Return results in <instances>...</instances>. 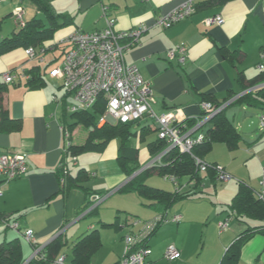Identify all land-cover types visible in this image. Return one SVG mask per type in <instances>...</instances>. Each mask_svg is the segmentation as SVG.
<instances>
[{
    "label": "crops",
    "instance_id": "crops-1",
    "mask_svg": "<svg viewBox=\"0 0 264 264\" xmlns=\"http://www.w3.org/2000/svg\"><path fill=\"white\" fill-rule=\"evenodd\" d=\"M4 1L0 0V3ZM61 1H66L65 6L58 10L51 0L49 4L56 14L61 15L58 23H64L65 26L58 28L51 39L40 46H29L36 53L34 59L26 56L25 49L28 47L0 54V153L19 151L26 155L28 165L26 174L16 180L5 182L0 176V243L18 238L23 264H27L32 247L9 227L10 223H17L19 231L32 230L39 245H46L61 236L70 246L92 230H97L101 245L92 259H95L106 241L110 242L112 249L105 252V261L110 257L109 264H117L124 254L123 238L128 233L142 230L145 224L154 222L162 214L153 201L136 192H117L138 172L127 176L119 165L118 140L110 141L100 152H86L96 156H84L83 161H79L77 156L73 161L70 153L63 152L62 107L64 105L66 113L69 112L66 103L69 94L56 91L63 88L62 83L51 78L49 72L61 65L68 49L66 40L76 28L84 32L100 30L106 25L105 18H109L114 20L113 28L117 31L145 27L138 42L124 53L123 60L128 66H136L143 80L151 83V107L155 114L173 112L177 122L185 126L188 121L196 122L202 116V95H208L216 102L231 97L224 103L223 110L225 117L240 134L238 146L230 151L222 143L213 144L211 151L201 160L221 166L232 178L221 182L219 190L216 189L219 181L207 171H199L201 182L196 189L193 188L194 181L186 177L172 182L180 193H192L194 190L197 193L177 202L179 206H172L166 212L165 216L169 213L171 217L173 213L180 216L176 227L179 238L177 241L169 240L165 237L167 228L158 230V225L146 240V245L151 249L147 264H194L191 259L196 256L203 260L202 264H220L244 229L240 225H244V222L256 224L246 219H228L227 205L237 193L240 183L255 191L259 190L264 168V130L256 126V119L260 120L264 111L235 101L242 94L238 75L244 76L243 84L247 86L260 73L259 64L264 70V0H198L192 16L168 29L156 26V17L167 14L184 0ZM1 10L6 12V17L11 18L12 29H1L4 19L0 17V41L17 34L21 29L12 18L10 6ZM216 15L224 19L223 24L206 27L204 20ZM35 16L44 21V16L37 9ZM45 25L48 26L47 22ZM14 26L19 29L16 30ZM181 45L187 50L185 62L179 64L176 59L167 60L166 52ZM220 50L230 53L231 59L224 58ZM54 52H57L56 55ZM59 58L61 62L50 67ZM47 71L50 81L44 75ZM5 72H23L25 76H19L14 83L7 84L2 80ZM32 73L40 76L44 83L42 87L28 84ZM54 96L62 98L61 104L52 101ZM2 116L6 118L3 121ZM211 125L207 122L202 124L193 135H205ZM132 131L136 133L132 145L138 150V164L142 166L150 159L148 144L158 140L157 126L152 119L143 117L132 126ZM83 142H79V145ZM216 145L223 146L216 147L218 154L213 152ZM79 164L80 168L71 170L70 165ZM80 170L82 172L78 174ZM77 176L79 178L74 182L72 179ZM90 176L96 178L92 183L89 181ZM233 178H237L235 182H232ZM97 179L103 181V187L95 186ZM146 180L144 183L152 187ZM205 181L213 186V195L205 193L208 188ZM175 189L164 191L173 192ZM104 190L110 191L105 193ZM89 193L115 194V197L103 203L100 210L104 211V215L99 214V205L92 214L83 215ZM92 215H100V219L96 222L82 221ZM225 220L228 221V227L221 229L219 224ZM231 220H235L237 225L233 226ZM199 227L205 236L202 238L200 235L195 242ZM171 244L179 250L180 256L168 262L163 254ZM68 246L62 252H69ZM28 250L30 255L25 259ZM263 254L264 235L256 233L242 245L238 263L252 264L253 258L257 257L255 264H259ZM263 261L261 264H264Z\"/></svg>",
    "mask_w": 264,
    "mask_h": 264
},
{
    "label": "built area",
    "instance_id": "built-area-1",
    "mask_svg": "<svg viewBox=\"0 0 264 264\" xmlns=\"http://www.w3.org/2000/svg\"><path fill=\"white\" fill-rule=\"evenodd\" d=\"M198 0H184L179 6L162 14L155 19V25L164 29L179 23L196 11V2ZM24 10L16 6L12 11V18L20 28L25 26L23 18ZM224 19L220 15L208 17L204 20L206 27L211 25H221ZM105 27L92 32H84L81 29H75L67 38L68 49L65 51L63 61L57 68L49 72V76L58 79L62 87L66 89V94L72 97L75 104L67 106L71 113L90 110L97 102L100 96L105 99V112L99 118L98 126L104 124L129 123L148 117L153 120L157 126V137L165 141L166 148L159 155L150 159L141 170L160 166L162 156L170 149H177L180 153L190 154L196 144L204 140L202 133L194 132L206 123L212 116L221 111L224 107L215 106L207 101L200 102L202 116L195 120L194 124L185 128L176 120L173 112L155 114L152 110L153 90L150 82L143 80L136 66H128L124 63L123 55L138 42L139 37L145 32V27L130 29L126 31H117L114 27V20L105 18ZM186 47L177 46L166 52L167 60L176 59L179 64H183L187 55ZM25 54L29 59H34L36 53L32 47L25 49ZM261 71L263 66L259 64ZM21 74L5 72L2 74V80L11 84ZM259 84L252 90L263 87ZM62 98L52 97V101L61 104ZM260 124L264 127V113L260 117ZM62 134H64V149L71 146V133L61 125ZM196 133V132H195ZM73 161L75 157H71ZM194 164L200 172H206L209 168H214L216 172L215 179L219 182H227L232 177L221 166H210L203 160L194 157ZM28 165L26 155L16 152L0 153V176L5 182L16 180L26 174ZM165 179L176 183L172 175L164 176ZM260 195H264V168L260 177ZM1 195V190H0ZM107 196V194L93 195L90 200L92 204L87 208L83 215L94 209ZM180 216L174 215L170 218L159 216L154 222L147 223L139 233H128L124 238V254L117 264H147L146 259L151 255L150 248L146 245L147 238L157 228L158 225L167 222L179 223ZM220 228L228 227V221L221 222ZM9 227L17 231L32 247V258H42V249L45 245L36 243L35 234L30 229L19 231L17 223H10ZM63 231L59 232L60 234ZM58 233V235H59ZM164 259L168 262L179 258L180 252L174 245H169L164 251ZM50 264H69L67 255L59 253Z\"/></svg>",
    "mask_w": 264,
    "mask_h": 264
},
{
    "label": "trees",
    "instance_id": "trees-1",
    "mask_svg": "<svg viewBox=\"0 0 264 264\" xmlns=\"http://www.w3.org/2000/svg\"><path fill=\"white\" fill-rule=\"evenodd\" d=\"M31 2L35 5L37 11L44 16V21L37 19L35 16L30 21L25 22V26L21 28L17 34L2 39L0 41V54L16 48H27L35 45L40 46L43 42L51 39L53 33L58 28L65 26L64 23H58V19L61 15L56 14L52 10L49 0H31ZM45 22H47L48 26L45 25ZM220 53L224 58H230V53L227 51L220 50ZM244 80V76L239 74L238 82L241 84L242 94L238 96L235 101L239 104L256 106L264 111V86L252 90L253 87L262 83L264 84V70H261L247 86L243 84ZM28 84L35 87H42L44 85L40 76L35 73H32V77ZM230 98L216 102L212 97L202 95L201 100L210 102L218 107L222 106ZM105 105V99L103 96H100L96 104L90 110L71 113L70 116L73 119L71 123L67 122V113L63 105L62 126L69 132H72L77 126H81L88 131L83 144L74 145L71 143L70 148H63V152L66 154L70 153L71 157H75L76 159V156L86 152H100L110 141L118 140L117 161L127 176H131L150 159L164 151L167 145L165 141L159 138L155 142L148 144L150 159L142 166H139L137 159L138 150L132 145V139L136 136V133L132 131V126L137 124L139 120L129 123H116L113 125L104 124L98 126L99 118L105 112ZM1 118L2 121L6 119L3 116ZM193 123L194 120H190L184 127L189 128ZM207 123H211L212 125L206 131L204 140L200 144H196L192 148L190 154L180 153L175 148L170 149L162 156L160 166L143 170L130 179L125 185L117 189V192H136L141 197L153 201L162 210L161 216L166 215V212L175 203L196 195L197 193H195V190L192 193L186 194L180 193L178 189H175L173 192H167L149 187L144 182L153 173H157L160 177L172 175L177 181L184 177H186L187 180L194 181L193 188L196 189L201 182V177L199 175V170L194 164L193 156L202 159V157L211 151L213 144L216 143H222L228 150L233 151L240 141V134L225 117L223 109L212 116ZM179 124L183 126L182 123ZM201 129L202 127L200 130ZM209 165L216 166V164L210 163ZM81 172L82 170H80L78 174ZM207 173L213 177V179L216 176L213 167L209 168ZM78 178L79 176L72 180L75 182ZM260 194V190L255 191L240 183L237 193L227 205L228 219L235 218L240 221L246 219L256 224L251 225L244 222L245 228L232 243V246L229 248L230 252L223 257L220 264H239L238 259L242 245L256 233L264 235V195L260 198ZM87 195L89 199L83 210H86L92 204L90 198L94 194L89 193ZM97 195L103 196L105 193ZM95 209L91 210L89 214H92ZM100 245V237L97 230H92L70 246L63 241L61 236H57L43 247L42 258H32L27 264H50V262L62 252L63 248L67 246L69 252H66L70 255L69 264H90L92 256L100 248ZM66 252L62 253L67 255ZM23 262L24 257L22 256L18 238L0 243V264H23Z\"/></svg>",
    "mask_w": 264,
    "mask_h": 264
},
{
    "label": "rangeland",
    "instance_id": "rangeland-1",
    "mask_svg": "<svg viewBox=\"0 0 264 264\" xmlns=\"http://www.w3.org/2000/svg\"><path fill=\"white\" fill-rule=\"evenodd\" d=\"M65 2L66 1H61V0H51V3H53L54 4V6H55V8L58 10V9H61L62 7H64L65 6ZM6 6H10V8L12 9V11H13V9H14V7L15 6H20L21 8H23V10H24V15H23V18H24V20H28V19H30L31 17H33V16H35L36 15V9H35V7H34V5H33V3L31 2V0H5L3 3H0V17H2L4 20H2V18H0L1 20H2V28L1 29H6V30H10V29H12V22H11V18H8V17H6V12L4 11V10H1V8H4V7H6ZM38 15V17L40 16L39 14H37ZM14 28L16 29V30H18L19 28L18 27H15L14 26ZM56 53L57 52H54V54L56 55ZM51 55V54H50ZM61 62V59L59 58V60L57 61V62H55V63H52L51 65H50V67L51 66H57L59 63ZM50 67L47 69L48 71H49V69H50ZM48 71L46 72V74H44L45 76H46V80H48ZM48 81H50V80H48ZM54 82V81H53ZM56 91L58 92V93H61V94H66V89L65 88H59L58 90L56 89ZM66 103L68 104V105H72V104H75L74 102H73V99H72V97L71 96H69L68 98H67V100H66ZM59 112H61V107H59ZM260 117V116H259ZM256 120H258V123H257V125L256 126H258L259 128L258 129H260V130H264V127H262L261 126V124H260V120H259V118H257ZM67 121L69 122V123H71V122H73V119L71 118V116H70V112H68L67 113ZM71 133V132H70ZM87 133H88V131L85 129V128H83V127H77V128H75V130L74 131H72V136H71V143H73L74 145H79V142H83V140L85 139V137H86V135H87ZM264 134V133H263ZM217 146H219V148H221V146L222 145H216L215 147H214V149L213 150H215L216 149V147ZM223 147V146H222ZM214 152V154H218V150H215V151H213ZM214 154H212V156H214ZM84 156H96V154H93V153H86V154H81V155H79V156H77V158H78V160L79 161H83V157ZM70 158H71V156H70ZM71 161V160H70ZM90 161L91 162H93L94 160L92 159V157H90ZM71 166V170H76V169H78V168H80V166H81V164H79V166H73V165H70ZM262 170H263V168H262ZM250 171H253V169L252 168H250ZM91 173V172H90ZM96 178H94L93 176H90V179H89V181H91V183L95 180ZM235 179H237V178H233L232 179V182H235ZM146 182L149 184V185H151L152 187H155V188H160V189H163V190H167V191H171V190H173V189H175V186H174V184L172 183V181H170V180H168V179H165V178H163V177H160L159 175H157V174H151L148 178H147V180H146ZM206 183H207V186H208V188L205 190V193L207 194V195H213V193H214V189H213V186L209 183V182H207V181H205ZM86 185L88 186V181H87V183H86ZM95 186L96 187H103V181L101 180V179H97V181H96V183H95ZM222 187V183L221 182H218V183H216V189L217 190H219V188H221ZM106 191H110V190H104L103 192H105L106 193ZM108 196V197H107ZM104 199H102V201H101V203L99 204V208H98V210H99V214L100 215H104V211H102L101 212V207H103V203L105 202V201H107V200H109L110 198H112V197H115V194H108ZM180 205V203H176V204H174L173 206H179ZM100 215H97V216H95V215H92V216H88V217H86L84 220H82L84 223H87V222H89V221H92V222H96L98 219H100L99 217H100ZM169 215H171L170 213H169ZM167 216L168 218H170L171 216ZM174 215H177V214H175V213H173V216ZM231 222H232V225L234 226H236L237 225V222L235 221V220H231ZM230 222V223H231ZM240 226H242L243 228H245V226L244 225H240ZM143 226H141V228H142ZM176 227H177V223H173V222H167V223H162L161 225H160V227L158 228V230H160V229H162V228H167V232H166V234H165V237L166 238H168L169 240H174V241H177L178 240V236H177V234H176ZM143 229V228H142ZM141 231V230H140ZM140 231H138V232H136V234L137 233H139ZM188 232H190V231H187V233ZM195 232H196V229H195ZM9 237H11V233H9ZM200 235H202V238H203V236H205L204 235V232L201 234V227H199V230H198V233L196 234V239H195V242H197L198 240H199V237H200ZM183 237V236H182ZM104 239V241H105V238H103ZM22 242H24V241H22ZM194 242V239H193V241H192V243ZM68 243H70V242H68ZM201 244V243H200ZM69 245H71V244H69ZM110 242H104V246H102V248L98 251V253L95 255V259H92V262H91V264H109L110 263V257H108V258H106V261H105V256L106 255H104L105 254V252H109L111 249H112V247L110 248ZM172 245V244H171ZM63 249H66L65 247L63 248ZM67 250V249H66ZM151 250V249H150ZM32 254V253H31ZM29 250L27 251V252H25V259H27L28 257H29ZM31 257V256H30ZM29 257V258H30ZM70 257V256H69ZM68 255H67V261H69L68 260ZM203 257V256H202ZM192 260V263H194V264H202L203 263V260H201L200 258H198V256H196V257H194L193 259H191ZM257 257H254L253 258V261H252V264H255V263H257ZM264 260V254L261 256V258H260V262H259V264H261L262 263V261ZM264 262V261H263ZM219 263V262H218Z\"/></svg>",
    "mask_w": 264,
    "mask_h": 264
},
{
    "label": "clouds",
    "instance_id": "clouds-1",
    "mask_svg": "<svg viewBox=\"0 0 264 264\" xmlns=\"http://www.w3.org/2000/svg\"><path fill=\"white\" fill-rule=\"evenodd\" d=\"M223 105H224V104H223ZM112 125H113V124H112ZM101 126H102V125H101ZM71 136H72V134H71ZM162 152H163V151H162ZM143 166H144V165H143ZM143 166H142V167H143ZM142 167L138 170L139 173L143 171V170H141ZM139 173H138V174H139ZM138 174H137V175H138ZM97 206H98V205H97ZM97 206H96V207H97ZM86 210H87V209H86ZM92 210H93V209H92ZM89 212H90V211H89ZM89 212H88V213H89ZM86 214H87V213H86Z\"/></svg>",
    "mask_w": 264,
    "mask_h": 264
},
{
    "label": "water",
    "instance_id": "water-1",
    "mask_svg": "<svg viewBox=\"0 0 264 264\" xmlns=\"http://www.w3.org/2000/svg\"><path fill=\"white\" fill-rule=\"evenodd\" d=\"M138 173H139V172H137V173L133 174V175L131 176V178H132V177H134V176H135L136 174H138Z\"/></svg>",
    "mask_w": 264,
    "mask_h": 264
}]
</instances>
